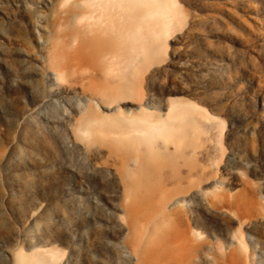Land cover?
Segmentation results:
<instances>
[{"label":"rangeland","instance_id":"1","mask_svg":"<svg viewBox=\"0 0 264 264\" xmlns=\"http://www.w3.org/2000/svg\"><path fill=\"white\" fill-rule=\"evenodd\" d=\"M174 1L164 21L136 5L154 44L138 57L122 15L104 54L78 49L102 27L94 0H0V264L40 249L51 264H264V0ZM172 108L188 109L165 123L181 143L136 127ZM95 116L109 136L87 135ZM168 197L193 241L165 238L163 261Z\"/></svg>","mask_w":264,"mask_h":264},{"label":"bare ground","instance_id":"2","mask_svg":"<svg viewBox=\"0 0 264 264\" xmlns=\"http://www.w3.org/2000/svg\"><path fill=\"white\" fill-rule=\"evenodd\" d=\"M145 1H149L151 6L154 7V10L148 12V14H151V16H153V13H155V17L159 21L169 19L171 18L172 14H176V5L174 0H94L96 8L94 9V14H92V16L94 17H91V19L93 22H99V26L102 27L98 29L99 36H95L92 31L91 36H88L87 40L85 39L84 41H81L80 45H78V49L86 48L93 50V52L96 51L97 55L99 54V52H102V54H104L103 49H105V47L107 46V41L105 40V38L113 39L115 36L117 37V32H119V30H116V22L118 21V19L122 20V17H120L122 15L123 17H125L121 22V27L124 31L122 35L128 32L131 37H134L136 39V41L134 42L141 46L142 50L140 52H137L136 56L144 57L146 55V52L153 51L154 44L145 42V36L141 35L143 38H140L138 36V33L140 32L145 33L147 28L140 26V24L138 23L139 20L143 18L140 16V11L136 12V5L140 2L144 3ZM127 11H130V13L129 15L125 16V13ZM132 18H134V20ZM85 19L86 21H88V17L84 16L83 18H80L81 22L76 21L77 27H81ZM149 30L150 29H147V31ZM86 53L89 56L92 51H87ZM89 57L94 59L92 56ZM170 111L172 113V117H168L166 121L160 122V124H151L146 120H143L140 121L142 125H137L136 127H140V133H142L146 138H151L149 136H151L153 133H156L162 136V138L166 141H170L172 143H181L182 138L176 140V138L170 136L169 131H167L168 127L165 123L170 122L172 119H181L182 115H184L188 111V109L186 111H180L172 108ZM104 121L105 119L99 116L92 117L86 123L88 126L85 129L87 130V135L91 136L92 133H96L102 134L103 137L109 136L110 132H107L108 128L107 130H105L106 128H104ZM97 126H99V128H95ZM138 143L139 141L137 139H131L127 144L135 147L138 146ZM138 188L144 195H148L149 190L147 188V185L143 184L142 181L136 183L135 186L131 188V191L139 190ZM163 201V205L175 202L174 205L176 206H173L171 207V209H168L169 211H166L164 206L161 204V199L157 200V204L160 205V208L163 211L159 216V221H156L155 219V221L153 220V225L154 227H156L159 224H165L171 227L167 229L172 230V232L168 236L166 235L167 232H164L163 235H160L158 238H167L169 240H172V243L178 241L174 244L175 246H177L174 249V252L180 251L181 253L183 251H186L188 250V246H191L190 243L193 240L191 238V235L178 224L177 214L179 212V202H177V200H174L172 197H168ZM137 205L129 204V206L126 207L128 208V213L130 212L128 214L129 220L131 219L134 221L136 214L143 213L144 210L142 209L143 207H141L143 206V204L138 206ZM165 215L166 217H164ZM144 217H146V215H144ZM166 245L167 241L165 239L163 247L166 248L167 252H164V248L162 247H159V249H156L153 252L154 255L156 253L157 256L163 258V261L170 260L174 257L173 249L171 248V246ZM44 255H47V249H40L37 253H32L31 255H24L21 250H16L12 253V258L14 260V264H26V262L28 261H30L28 262V264H51L48 256L44 257Z\"/></svg>","mask_w":264,"mask_h":264}]
</instances>
